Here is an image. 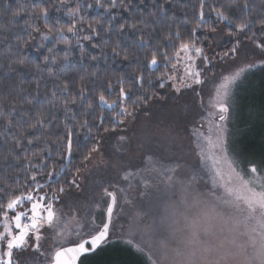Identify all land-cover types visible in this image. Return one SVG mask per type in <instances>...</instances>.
Returning a JSON list of instances; mask_svg holds the SVG:
<instances>
[{"label": "trees", "instance_id": "1", "mask_svg": "<svg viewBox=\"0 0 264 264\" xmlns=\"http://www.w3.org/2000/svg\"><path fill=\"white\" fill-rule=\"evenodd\" d=\"M258 45L264 0H0L1 255L13 202L67 193L105 133L166 95L181 47L209 55L213 72ZM250 78L237 154L264 169V64ZM126 243L79 264H154Z\"/></svg>", "mask_w": 264, "mask_h": 264}, {"label": "rangeland", "instance_id": "2", "mask_svg": "<svg viewBox=\"0 0 264 264\" xmlns=\"http://www.w3.org/2000/svg\"><path fill=\"white\" fill-rule=\"evenodd\" d=\"M215 41L218 50L225 38ZM198 54L180 48L166 95L105 133L57 202H13L0 264H47L92 236L110 194L100 247L125 241L154 264H264V169L237 154L264 48L240 47L213 72L212 58Z\"/></svg>", "mask_w": 264, "mask_h": 264}, {"label": "water", "instance_id": "3", "mask_svg": "<svg viewBox=\"0 0 264 264\" xmlns=\"http://www.w3.org/2000/svg\"><path fill=\"white\" fill-rule=\"evenodd\" d=\"M114 206L115 198L112 194H110L109 202L105 210L104 223L100 229L95 234L79 243L67 245L57 249L53 253L51 261L47 264H79L80 259L83 256L97 250L108 239ZM35 226L36 223L32 224V227Z\"/></svg>", "mask_w": 264, "mask_h": 264}, {"label": "built area", "instance_id": "4", "mask_svg": "<svg viewBox=\"0 0 264 264\" xmlns=\"http://www.w3.org/2000/svg\"><path fill=\"white\" fill-rule=\"evenodd\" d=\"M29 223H30L29 220L25 221V225H29Z\"/></svg>", "mask_w": 264, "mask_h": 264}]
</instances>
